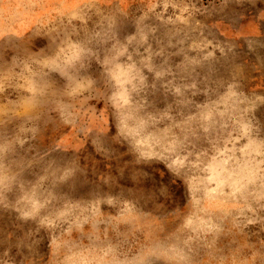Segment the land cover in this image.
I'll list each match as a JSON object with an SVG mask.
<instances>
[{
	"label": "rangeland",
	"instance_id": "rangeland-1",
	"mask_svg": "<svg viewBox=\"0 0 264 264\" xmlns=\"http://www.w3.org/2000/svg\"><path fill=\"white\" fill-rule=\"evenodd\" d=\"M0 264H264V0H0Z\"/></svg>",
	"mask_w": 264,
	"mask_h": 264
}]
</instances>
